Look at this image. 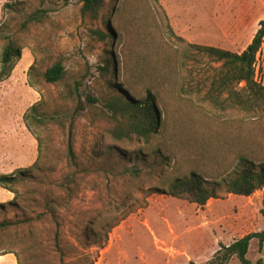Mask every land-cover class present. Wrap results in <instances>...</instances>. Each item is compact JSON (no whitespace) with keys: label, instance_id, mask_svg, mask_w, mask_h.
<instances>
[{"label":"rangeland","instance_id":"374dc122","mask_svg":"<svg viewBox=\"0 0 264 264\" xmlns=\"http://www.w3.org/2000/svg\"><path fill=\"white\" fill-rule=\"evenodd\" d=\"M81 9L82 0H0V34L23 48L0 83V175L30 171L18 200L0 187V223L37 217L58 201L44 221L4 235L0 250L22 253L28 264H207L220 244L264 231V190L243 197L223 187L201 208L167 188L192 172L230 179L241 156L264 164V102L252 112L227 95L213 104L207 91L220 65L189 46L243 52L264 20V0H108L95 22ZM140 52L145 70L137 72ZM59 58L66 80L42 83ZM108 58L113 72L103 76ZM35 63L43 94L29 84ZM149 88L162 113L159 133L112 139L105 103L125 91L126 100L139 99ZM38 103L49 117L41 147L25 123ZM247 257L264 261V245L253 240Z\"/></svg>","mask_w":264,"mask_h":264},{"label":"trees","instance_id":"16d2710c","mask_svg":"<svg viewBox=\"0 0 264 264\" xmlns=\"http://www.w3.org/2000/svg\"><path fill=\"white\" fill-rule=\"evenodd\" d=\"M111 2L113 0H110ZM108 0H82L81 14L83 19L92 22L98 21L102 16L105 18ZM12 5L7 3L4 9H11ZM169 31L172 28L168 26ZM1 32V27H0ZM102 38H109L114 42L116 35L113 33H99ZM4 40L2 48H0V83L8 80L16 64L22 59L23 48L19 42L8 37L3 39L0 34V42ZM182 40V39H180ZM264 44V20L259 22V29L254 35L252 42L241 53L232 52L211 46L189 45L196 49L203 56L208 58L212 63L219 64L216 74L212 77L208 86L207 97L217 105L222 98L227 95V99L232 100L240 109L246 111H256L261 108L264 102V88L256 84L254 81V65L258 53ZM147 56L144 52L138 53L139 60L135 69H144L142 59ZM126 69H128V61L126 60ZM112 71V59H106L101 74L107 75ZM39 73L36 70V63L28 72L29 84L32 88L43 94L40 83H38ZM42 83L47 85H57L67 78V69L62 58L57 59L45 72L40 74ZM244 84L243 87L241 85ZM128 91V90H127ZM139 99L126 100L128 92L125 91L124 97H118L114 102L105 103V107L112 113L110 120L112 121L108 128V133L112 139L123 142L130 141L134 138L139 140H149L152 136L158 134V130L162 124V113L158 108V97L152 89H147L143 93L137 92ZM91 105H95L98 101L88 97ZM41 103L34 105L25 116V123L29 131L40 142L39 132L48 124V114L40 109ZM29 170H20L17 175H0V187L13 193L15 199L20 198L19 186L26 181V174ZM225 188L226 193L243 197H251L258 191L264 190V164L257 163L248 157L241 156L238 159L232 178L222 179L219 181H210V177H204L199 173L192 172L186 177L176 178L167 188L168 195L173 198L187 201L191 204L204 208L211 199H219V192ZM55 199H49L46 203V213L17 221H3L0 223V240L11 232L15 227L21 224H31L44 221L46 216L55 213L57 206ZM260 214L264 218V208L260 210ZM87 232H92L86 226ZM258 240L261 248L264 245V231L250 233L243 238L236 240L233 244L225 246L220 244V250L215 254L213 259L207 264H229L236 257L241 264H254L248 259V253L253 240ZM8 254H13L17 259V264H28V261L13 249L0 250V258ZM92 264H95L92 263ZM255 264H264L263 259L258 260Z\"/></svg>","mask_w":264,"mask_h":264},{"label":"built area","instance_id":"2783aa9c","mask_svg":"<svg viewBox=\"0 0 264 264\" xmlns=\"http://www.w3.org/2000/svg\"><path fill=\"white\" fill-rule=\"evenodd\" d=\"M254 70V81L256 84L264 88V56H261L260 53L257 55Z\"/></svg>","mask_w":264,"mask_h":264},{"label":"crops","instance_id":"0c3cea01","mask_svg":"<svg viewBox=\"0 0 264 264\" xmlns=\"http://www.w3.org/2000/svg\"><path fill=\"white\" fill-rule=\"evenodd\" d=\"M252 42V41H251ZM250 42V43H251ZM249 43V44H250ZM248 44V45H249ZM248 45H247V47H248ZM247 47H245L244 49H243V51L247 48ZM12 255H6V256H2L1 258H0V264H9L12 260H13V258L11 257ZM17 264V263H16Z\"/></svg>","mask_w":264,"mask_h":264},{"label":"water","instance_id":"95a60500","mask_svg":"<svg viewBox=\"0 0 264 264\" xmlns=\"http://www.w3.org/2000/svg\"><path fill=\"white\" fill-rule=\"evenodd\" d=\"M192 264H194V263H192Z\"/></svg>","mask_w":264,"mask_h":264}]
</instances>
